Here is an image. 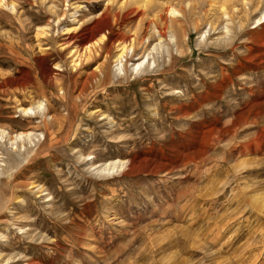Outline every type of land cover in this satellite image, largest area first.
Returning a JSON list of instances; mask_svg holds the SVG:
<instances>
[{
  "label": "rangeland",
  "instance_id": "1",
  "mask_svg": "<svg viewBox=\"0 0 264 264\" xmlns=\"http://www.w3.org/2000/svg\"><path fill=\"white\" fill-rule=\"evenodd\" d=\"M6 3L0 264H264V0Z\"/></svg>",
  "mask_w": 264,
  "mask_h": 264
},
{
  "label": "bare ground",
  "instance_id": "2",
  "mask_svg": "<svg viewBox=\"0 0 264 264\" xmlns=\"http://www.w3.org/2000/svg\"><path fill=\"white\" fill-rule=\"evenodd\" d=\"M148 0H146V2H147ZM145 2V1H144ZM169 2V1H168ZM249 1H246V3H248ZM9 3V2H8ZM246 3H245V6H246ZM250 3V2H249ZM9 4H11V3H9ZM9 4H7L6 3V0H0V6L1 5H3V6H6V5H9ZM146 4V3H145ZM213 4V3H212ZM227 4V3H226ZM244 4V3H243ZM124 5V4H123ZM11 6V8L13 9L14 7H13V5L11 4L10 5ZM229 6V5H228ZM144 8V7H143ZM185 8V7H184ZM230 8H231V6H230ZM166 10V12L164 13V14H166V13H168L169 15H170V18H177V16L179 17V16H181V17H183V16H185V14H186V11L182 8V7H179V8H177V7H175V6H173V4L172 5H168V7L167 8H165ZM233 9V8H232ZM247 9V8H246ZM221 10L223 11V13H224V15H226V17H228L227 16V12H226V10H225V8H221ZM230 10V9H229ZM189 11V10H188ZM221 11V12H222ZM234 11V10H233ZM239 12V11H238ZM237 12V13H238ZM120 13V12H119ZM229 14V13H228ZM233 14V13H232ZM167 15V14H166ZM229 15H231V14H229ZM234 15V14H233ZM236 15V14H235ZM172 16V17H171ZM115 17V16H114ZM233 17V16H232ZM235 17H237V16H235ZM234 18V17H233ZM223 19H224V16H223ZM226 19H228V18H226ZM230 19V18H229ZM238 19V18H237ZM233 20V19H232ZM262 20V21H261ZM263 20H264V10L260 13V15L256 18V21L255 22H257V24H260L261 22L263 23ZM174 20L172 19L171 20V22H170V25H169V27H165L166 28V30L167 31H171V33H170V35H169V38L171 39V41H174V43L175 44H177V38H176V34L172 31V29L174 28L173 27V25H172V22H173ZM176 21H177V19H176ZM175 21V22H176ZM185 22V21H184ZM226 22V21H225ZM154 27V26H153ZM214 28V27H213ZM42 29V31H45L43 28H41ZM65 29H67V30H65L66 31V33H68L69 31H70V29H68V28H65ZM165 30V29H164ZM227 30V29H226ZM154 31V30H153ZM206 31H208V30H206ZM137 32V31H136ZM227 32V31H226ZM44 33V32H43ZM97 33V32H96ZM209 33V32H208ZM46 34V33H45ZM162 34V33H161ZM158 36V35H157ZM165 36V35H164ZM167 36V35H166ZM134 37H136V36H134ZM104 35H101V38H99V41H103L104 39ZM159 38V37H158ZM132 40V39H131ZM131 40H129V41H127V40H123V41H119L117 44H116V52H115V58H114V62H115V66H116V69H118V70H121V71H124L123 70V62H125L126 61V58H127V56H128V54H129V52L131 53H133V47L135 48V45L133 46V44L134 43H132L131 42ZM136 40V39H135ZM91 41V40H90ZM98 41V40H97ZM135 42V41H134ZM137 42V41H136ZM159 42H161V41H158V43H156V44H154V46L153 47H151V51H158L159 50V48L162 46V45H160L159 44ZM93 43V42H92ZM100 43V42H99ZM98 44V43H97ZM95 45V44H94ZM101 45V44H100ZM103 45V44H102ZM105 45V44H104ZM171 45V44H170ZM90 46V45H89ZM87 47H88V45H87ZM86 47V51H84V55L83 56H87V58L90 56V49L89 48H87ZM83 48V47H82ZM170 48V47H169ZM74 49V48H73ZM95 49V48H94ZM93 49V50H94ZM100 49V48H99ZM98 49V50H99ZM163 49V48H162ZM164 50V49H163ZM83 51V50H82ZM151 51H149L146 55H145V57H143L141 60H138L135 64H132L133 66H132V70H139V68H141L142 66V68L144 69V65H145V63H148L149 62V58L152 60V63L154 62V56L152 55V52ZM94 52V51H93ZM97 52V51H96ZM165 52H166V49H165ZM157 53H159V52H157ZM164 53V52H163ZM167 53V52H166ZM80 54H81V52H80ZM79 53H78V50H73V51H71V54H70V56L72 57V59H71V62H73V64H77V63H80V58H82L81 56L82 55H80ZM92 54V53H91ZM156 54V53H155ZM96 56V55H95ZM150 56V57H149ZM156 56V55H155ZM93 57V56H92ZM84 60H86V58H84ZM79 61V62H78ZM60 66V65H59ZM58 68V67H57ZM141 68V69H142ZM140 69V70H141ZM131 70V71H132ZM99 72V71H98ZM125 72V71H124ZM45 105V104H44ZM44 105H43V103L42 102H37L36 104H33V105H31V106H29V107H26V108H20L19 107V111L21 112V113H28V112H32V113H34V111H39V112H41V110H43L44 109ZM42 113V112H41ZM40 113V114H41ZM42 115H43V113H42ZM34 135V133H31V132H18V133H16V134H14V138H10L9 137V140H11V141H9L10 142V144L12 145V144H14L16 141H23L24 139H27V140H29L30 141V139H31V136H33ZM4 138H6V132L3 130V129H0V141L1 140H3ZM22 144V143H21ZM13 154V153H12ZM16 155V154H15ZM124 165V162H121V161H111V162H108V163H103V164H101V165H98V170L97 171H99V172H102V171H106V172H108V171H113V170H117V168H121L122 166ZM17 185V184H16ZM18 186V185H17ZM34 187V186H33ZM37 187H38V185H37ZM261 206H264V202L261 204ZM7 261V260H6ZM27 264V263H26Z\"/></svg>",
  "mask_w": 264,
  "mask_h": 264
}]
</instances>
